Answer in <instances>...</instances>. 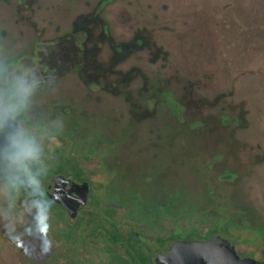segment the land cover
Masks as SVG:
<instances>
[{
    "label": "rangeland",
    "instance_id": "374dc122",
    "mask_svg": "<svg viewBox=\"0 0 264 264\" xmlns=\"http://www.w3.org/2000/svg\"><path fill=\"white\" fill-rule=\"evenodd\" d=\"M0 105L20 138L79 154L122 229L219 224L264 264V0H0ZM36 200L0 179V264L109 260L98 234L70 245L46 205L36 228Z\"/></svg>",
    "mask_w": 264,
    "mask_h": 264
},
{
    "label": "trees",
    "instance_id": "16d2710c",
    "mask_svg": "<svg viewBox=\"0 0 264 264\" xmlns=\"http://www.w3.org/2000/svg\"><path fill=\"white\" fill-rule=\"evenodd\" d=\"M59 141H52L49 136L37 146V156L28 161L25 173H18L8 166L7 161L0 156V179L9 187L11 193L24 198L35 197L41 200L53 211V216L63 223L62 235L71 244H82L90 240L94 234L100 235L105 240L106 252L110 254L109 260L103 264H154L153 257L160 248L176 239L201 238L195 227L183 231L173 229L165 235H157L143 229H122L117 218V206L108 204L100 207L101 198L96 194H89L88 208L78 212L75 218H66L65 209L55 204L46 194L45 189L51 178L61 174L76 181H87L88 177L79 160V154H74L69 145L58 136ZM19 176L12 181L10 176ZM31 177L38 182V191H33L24 181ZM55 213V214H54ZM227 227V226H226ZM225 226L216 224L207 231L205 238L213 233L225 232ZM182 235V236H181Z\"/></svg>",
    "mask_w": 264,
    "mask_h": 264
},
{
    "label": "water",
    "instance_id": "95a60500",
    "mask_svg": "<svg viewBox=\"0 0 264 264\" xmlns=\"http://www.w3.org/2000/svg\"><path fill=\"white\" fill-rule=\"evenodd\" d=\"M18 128L13 116L0 120V147L8 146L13 137L20 138ZM44 192L62 205L70 218H75L78 208L87 204L89 185L58 174L51 178ZM154 264H257V260L249 255L240 256L229 239L213 233L205 239L180 238L167 243L155 255Z\"/></svg>",
    "mask_w": 264,
    "mask_h": 264
},
{
    "label": "clouds",
    "instance_id": "9594fccd",
    "mask_svg": "<svg viewBox=\"0 0 264 264\" xmlns=\"http://www.w3.org/2000/svg\"><path fill=\"white\" fill-rule=\"evenodd\" d=\"M32 92V85L27 81L21 79L18 83V99L20 104H24L27 101L28 96ZM16 112L15 107H9L6 105H0V120L5 119L6 117L14 116ZM38 154L37 146L23 138L13 137L10 139L9 145L0 148V156H2L10 168L15 169L18 173H25L27 162L34 159ZM10 180L16 181L19 179V176L13 175L9 177ZM33 191H38V182L31 178L27 177L24 181ZM33 206L36 208V213L34 216V223L36 228L43 229L47 231L50 227L49 215L45 204L42 201L36 200L33 201ZM13 242L20 239L19 235H10L9 237Z\"/></svg>",
    "mask_w": 264,
    "mask_h": 264
},
{
    "label": "flooded vegetation",
    "instance_id": "af4514ba",
    "mask_svg": "<svg viewBox=\"0 0 264 264\" xmlns=\"http://www.w3.org/2000/svg\"><path fill=\"white\" fill-rule=\"evenodd\" d=\"M18 122V121H17ZM19 124V123H18ZM19 129V128H18ZM0 148H2V147H0ZM71 179V178H70ZM73 180V179H72ZM75 182H82V181H84V180H82V181H76V180H74ZM87 182V181H86ZM88 183V185H89V182H87ZM89 193H90V187H89ZM88 196H89V194H88ZM55 203V202H54ZM55 204H57V203H55ZM57 205H60V204H57ZM88 201H87V204L86 205H81L79 208H78V212L79 211H81L82 209H84V210H87V208H88ZM62 206V205H61ZM63 207V206H62ZM64 208V207H63ZM65 209V208H64ZM65 211H66V209H65ZM66 213H67V211H66ZM78 214V213H77ZM207 238V237H206ZM237 251V250H236ZM158 252V251H157ZM157 252L155 253V255L157 254ZM155 255H154V257H155ZM243 255V254H242ZM244 255H247V254H244ZM257 260V259H256ZM153 262H154V258H153ZM257 264H261L258 260H257Z\"/></svg>",
    "mask_w": 264,
    "mask_h": 264
}]
</instances>
